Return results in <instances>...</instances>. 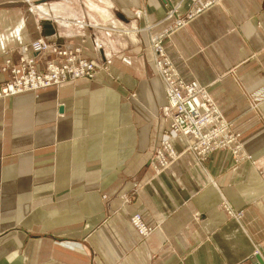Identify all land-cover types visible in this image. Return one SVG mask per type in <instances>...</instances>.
<instances>
[{
	"label": "crops",
	"instance_id": "0c3cea01",
	"mask_svg": "<svg viewBox=\"0 0 264 264\" xmlns=\"http://www.w3.org/2000/svg\"><path fill=\"white\" fill-rule=\"evenodd\" d=\"M203 1L0 0V67L40 37L98 64L0 98V264H264V0ZM153 38L242 153L199 158L179 135L180 157L155 170L169 119Z\"/></svg>",
	"mask_w": 264,
	"mask_h": 264
},
{
	"label": "built area",
	"instance_id": "2783aa9c",
	"mask_svg": "<svg viewBox=\"0 0 264 264\" xmlns=\"http://www.w3.org/2000/svg\"><path fill=\"white\" fill-rule=\"evenodd\" d=\"M218 1L204 0L198 9ZM151 47L152 61L165 85V115L169 119L168 130L158 134L152 155L151 162L155 170L167 168L180 157L181 153L175 150L172 141L179 135L186 138V149L194 151L199 158L217 148H229L234 154L242 153L240 134L231 130L229 121L207 97L205 89L196 81L185 82L179 77L165 55L160 39L153 38ZM42 52H50L56 57L45 59L40 67L37 54ZM19 55L16 63L6 59L0 67V73L8 72V77L0 81V98L57 86L68 80H89L98 67L94 60L82 56L80 46L62 48L42 37L26 44ZM224 209L228 214H234L225 205ZM235 214L240 216L241 213ZM130 222L143 237L154 229L140 213L132 214Z\"/></svg>",
	"mask_w": 264,
	"mask_h": 264
},
{
	"label": "bare ground",
	"instance_id": "6f19581e",
	"mask_svg": "<svg viewBox=\"0 0 264 264\" xmlns=\"http://www.w3.org/2000/svg\"><path fill=\"white\" fill-rule=\"evenodd\" d=\"M42 39H45V38H42ZM46 40V39H45ZM49 42V41H48ZM50 43V42H49ZM151 46V45H150ZM150 50H151V54H152V47L150 48ZM151 57H152V55H150ZM153 63V62H152ZM153 67H154V69H155V71H156V67L154 66V63H153ZM156 73H157V71H156ZM158 75V74H157ZM158 77H160L159 75H158ZM132 225V224H131ZM133 226V225H132ZM135 229V228H134ZM136 232L138 233V235L139 236H141L140 234H139V232L136 230ZM141 237H143V236H141ZM254 253H258V251L256 250V252H254Z\"/></svg>",
	"mask_w": 264,
	"mask_h": 264
},
{
	"label": "water",
	"instance_id": "95a60500",
	"mask_svg": "<svg viewBox=\"0 0 264 264\" xmlns=\"http://www.w3.org/2000/svg\"><path fill=\"white\" fill-rule=\"evenodd\" d=\"M255 258H256V260H258V262H260V257L259 256H256Z\"/></svg>",
	"mask_w": 264,
	"mask_h": 264
},
{
	"label": "rangeland",
	"instance_id": "374dc122",
	"mask_svg": "<svg viewBox=\"0 0 264 264\" xmlns=\"http://www.w3.org/2000/svg\"><path fill=\"white\" fill-rule=\"evenodd\" d=\"M150 48H151V46H150ZM150 52H151V51H150ZM151 58H152V57H151ZM157 76H158V75H157ZM165 105H166V104H165ZM155 118H158V115H156Z\"/></svg>",
	"mask_w": 264,
	"mask_h": 264
}]
</instances>
